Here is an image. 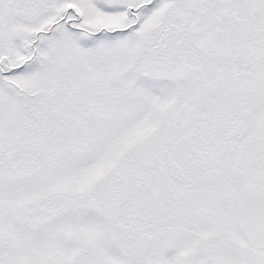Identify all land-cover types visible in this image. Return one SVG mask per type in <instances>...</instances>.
Instances as JSON below:
<instances>
[{"label":"snow or ice","instance_id":"snow-or-ice-1","mask_svg":"<svg viewBox=\"0 0 264 264\" xmlns=\"http://www.w3.org/2000/svg\"><path fill=\"white\" fill-rule=\"evenodd\" d=\"M0 264H264V0H0Z\"/></svg>","mask_w":264,"mask_h":264}]
</instances>
